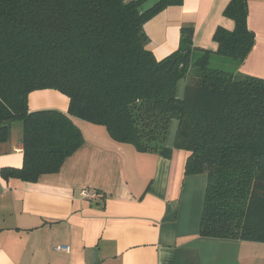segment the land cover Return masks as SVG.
Listing matches in <instances>:
<instances>
[{
	"label": "trees",
	"instance_id": "16d2710c",
	"mask_svg": "<svg viewBox=\"0 0 264 264\" xmlns=\"http://www.w3.org/2000/svg\"><path fill=\"white\" fill-rule=\"evenodd\" d=\"M143 1L0 0V139L18 122L24 144L22 167L2 173L35 180L60 169L84 142L74 118L170 157L177 119L174 147L189 153L184 174L207 175L199 234L264 242V78L211 64L214 55L243 62L252 50L248 0L228 3L236 26L216 30V50L195 46L184 26L178 49L162 59L145 24L180 1L141 12ZM42 88L66 94L68 112L30 111V92Z\"/></svg>",
	"mask_w": 264,
	"mask_h": 264
},
{
	"label": "crops",
	"instance_id": "0c3cea01",
	"mask_svg": "<svg viewBox=\"0 0 264 264\" xmlns=\"http://www.w3.org/2000/svg\"><path fill=\"white\" fill-rule=\"evenodd\" d=\"M159 1L144 0L139 9ZM179 1L145 24L157 59L178 49L184 26L192 27L195 46L212 50L216 30L236 26L224 12L231 0ZM248 8L256 36L252 50L243 62L218 57L225 67L264 78V0H248ZM186 84L179 80V98ZM69 105V97L54 88L28 97L30 111L68 112ZM74 121L83 144L60 169L35 180L2 173L23 165L21 123L0 139V264H264V242L199 234L207 175L184 174L189 153L174 147L177 119L167 139L170 157L115 141L104 125ZM87 187L100 196L84 199L80 190Z\"/></svg>",
	"mask_w": 264,
	"mask_h": 264
},
{
	"label": "built area",
	"instance_id": "2783aa9c",
	"mask_svg": "<svg viewBox=\"0 0 264 264\" xmlns=\"http://www.w3.org/2000/svg\"><path fill=\"white\" fill-rule=\"evenodd\" d=\"M80 195L84 198V199H89V200H92V199H96L99 197V193L97 190L95 189H92L90 187H87V188H82L80 190ZM57 249H62V250H68L69 247H65V246H62V245H58L56 246Z\"/></svg>",
	"mask_w": 264,
	"mask_h": 264
},
{
	"label": "rangeland",
	"instance_id": "374dc122",
	"mask_svg": "<svg viewBox=\"0 0 264 264\" xmlns=\"http://www.w3.org/2000/svg\"><path fill=\"white\" fill-rule=\"evenodd\" d=\"M214 57V56H213ZM217 57H218V55H217ZM222 58L221 57H218V58H214V60L212 61V63L211 64H213V65H215V66H217V65H219V64H225L224 62H223V60H221ZM227 59H231V58H227Z\"/></svg>",
	"mask_w": 264,
	"mask_h": 264
}]
</instances>
